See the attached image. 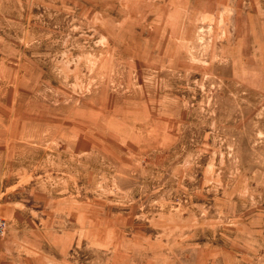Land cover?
<instances>
[{"label":"rangeland","instance_id":"374dc122","mask_svg":"<svg viewBox=\"0 0 264 264\" xmlns=\"http://www.w3.org/2000/svg\"><path fill=\"white\" fill-rule=\"evenodd\" d=\"M0 264H264V0H0Z\"/></svg>","mask_w":264,"mask_h":264},{"label":"built area","instance_id":"2783aa9c","mask_svg":"<svg viewBox=\"0 0 264 264\" xmlns=\"http://www.w3.org/2000/svg\"><path fill=\"white\" fill-rule=\"evenodd\" d=\"M7 227V221L3 215L0 214V236L4 234Z\"/></svg>","mask_w":264,"mask_h":264}]
</instances>
